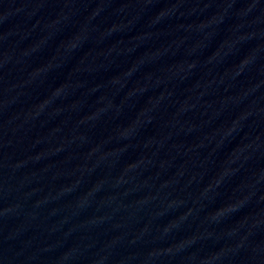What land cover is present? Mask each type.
<instances>
[{"label": "water", "instance_id": "water-1", "mask_svg": "<svg viewBox=\"0 0 264 264\" xmlns=\"http://www.w3.org/2000/svg\"><path fill=\"white\" fill-rule=\"evenodd\" d=\"M0 264H264V0H0Z\"/></svg>", "mask_w": 264, "mask_h": 264}]
</instances>
